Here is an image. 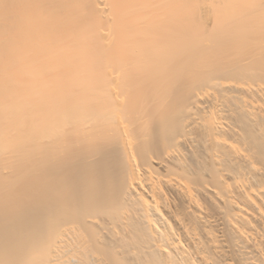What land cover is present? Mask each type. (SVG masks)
<instances>
[{
  "label": "bare ground",
  "instance_id": "obj_1",
  "mask_svg": "<svg viewBox=\"0 0 264 264\" xmlns=\"http://www.w3.org/2000/svg\"><path fill=\"white\" fill-rule=\"evenodd\" d=\"M0 264H264V0H0Z\"/></svg>",
  "mask_w": 264,
  "mask_h": 264
}]
</instances>
